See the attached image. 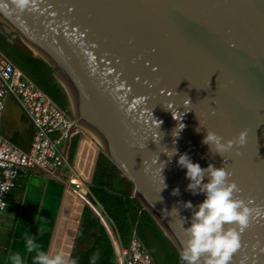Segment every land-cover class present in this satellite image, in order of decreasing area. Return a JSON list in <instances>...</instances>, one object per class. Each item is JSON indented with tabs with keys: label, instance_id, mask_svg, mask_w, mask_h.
Here are the masks:
<instances>
[{
	"label": "water",
	"instance_id": "obj_1",
	"mask_svg": "<svg viewBox=\"0 0 264 264\" xmlns=\"http://www.w3.org/2000/svg\"><path fill=\"white\" fill-rule=\"evenodd\" d=\"M0 49L104 147L180 252L184 203L205 197L179 155L227 168L253 209L231 264H264V0H0ZM244 129L239 154L202 143Z\"/></svg>",
	"mask_w": 264,
	"mask_h": 264
},
{
	"label": "crops",
	"instance_id": "obj_2",
	"mask_svg": "<svg viewBox=\"0 0 264 264\" xmlns=\"http://www.w3.org/2000/svg\"><path fill=\"white\" fill-rule=\"evenodd\" d=\"M9 94L12 95L18 109L27 115L31 129L25 133L18 125L5 123L3 125L6 133L2 129L1 131L10 140L26 147L33 130V123L18 98L12 93ZM59 145L64 154V160L59 166L52 171L38 165L20 170L16 183L8 192L6 208L9 209L10 204L14 202L15 214L14 220L0 217V250L4 241H7L4 264L10 263L8 257L12 253L20 251L18 242L24 241L23 237L26 233L37 237L44 251L52 240L57 244L55 246L57 250L69 251L75 245L79 229L84 228L82 216L85 205L91 203L93 207L99 206L96 200L94 202L90 189L95 186L91 182L95 161L99 151L111 157L105 149L99 148L85 130L77 126ZM111 160L113 161L112 158ZM73 177L79 182L75 183ZM18 218L23 219L19 221ZM55 229L57 234L53 239ZM30 256L32 257V254L27 253L25 257L27 259Z\"/></svg>",
	"mask_w": 264,
	"mask_h": 264
},
{
	"label": "clouds",
	"instance_id": "obj_3",
	"mask_svg": "<svg viewBox=\"0 0 264 264\" xmlns=\"http://www.w3.org/2000/svg\"><path fill=\"white\" fill-rule=\"evenodd\" d=\"M19 11H24L30 0H12ZM173 119H176L173 116ZM184 127L180 124V129ZM197 131H199L197 129ZM247 130H241L234 139L225 140L213 131H206L202 143L209 146L212 153L221 157L225 153L246 143ZM175 154L173 150L172 155ZM177 165L186 170L189 180L186 190L193 195L202 193L204 199L198 205L185 202L184 207L192 210L190 226L185 228L187 239L182 243L180 260L182 264H231L233 255L241 247V234L250 226L253 209L238 193L241 189L231 179L232 173L225 168L208 164L202 168L194 163L187 153L180 154ZM207 178V182L205 181ZM164 187L166 185L164 184ZM10 184L0 185V193L9 190ZM172 195H179V189L174 188ZM7 204L0 200V209ZM26 253L32 254V264H79V258L73 257L70 251H44L37 237L27 233L23 237ZM99 254L90 257V264H96ZM10 264H26L25 257L20 252H14L9 257Z\"/></svg>",
	"mask_w": 264,
	"mask_h": 264
},
{
	"label": "built area",
	"instance_id": "obj_4",
	"mask_svg": "<svg viewBox=\"0 0 264 264\" xmlns=\"http://www.w3.org/2000/svg\"><path fill=\"white\" fill-rule=\"evenodd\" d=\"M9 93L18 98L33 123L26 147L10 140L0 129V185L9 183L11 188L20 170L38 165L52 171L59 166L64 160L59 144L76 125L60 105L0 51V124ZM72 179L79 182L75 177ZM9 190L0 193V200L5 203ZM116 261L117 264H156L137 236L134 225L124 239L117 234Z\"/></svg>",
	"mask_w": 264,
	"mask_h": 264
},
{
	"label": "trees",
	"instance_id": "obj_5",
	"mask_svg": "<svg viewBox=\"0 0 264 264\" xmlns=\"http://www.w3.org/2000/svg\"><path fill=\"white\" fill-rule=\"evenodd\" d=\"M91 182L95 185L90 188L94 202L99 206L85 205L84 228L79 229L75 245L69 250L73 257L79 258V264H90V257L96 253L99 254L96 264H117V234L124 239L131 225L156 264H182L178 248L132 192V180L103 151L97 154ZM81 234L86 236L85 244L80 241ZM6 243L5 240L0 250V264L5 261Z\"/></svg>",
	"mask_w": 264,
	"mask_h": 264
},
{
	"label": "rangeland",
	"instance_id": "obj_6",
	"mask_svg": "<svg viewBox=\"0 0 264 264\" xmlns=\"http://www.w3.org/2000/svg\"><path fill=\"white\" fill-rule=\"evenodd\" d=\"M15 104H16V102L13 99L12 95L8 94L6 96L5 107H4V111H3V115H2V119H1L2 120V124H1V128L0 129H2L6 133L4 125H5V123H9L10 125H15V126L18 125V127L21 129V131L26 133V132H28L31 129L30 120L28 119L27 115L21 109H18V107ZM75 125L77 127H79V128H82L77 123H75ZM89 136H90V138L93 139L94 142H96L98 144L99 148H103L104 149V147L99 142H97L90 134H89ZM10 206L11 207L9 209L6 208V209H3V210H0V217H8V219L14 220V218H13V215L15 214L14 202H12L10 204ZM18 219L20 221L23 218H18ZM23 222H25V221H23ZM2 228H4V227H2ZM21 230H23V229H21ZM56 232H57V229H55V231H54L53 239H54V237L57 234ZM1 238H3V236H1ZM80 238H81L80 239L81 243L85 244L86 243V236L83 234V235H80ZM18 243H19V246H20V247L18 246V248L20 249L19 252L22 255L25 254V256H26L27 253H26L25 248H24V241H20ZM56 245L57 244L54 243V240H52V242L46 248V252L47 251H57V248H55ZM25 261H26V264H32V257L30 256L27 259L25 257Z\"/></svg>",
	"mask_w": 264,
	"mask_h": 264
}]
</instances>
